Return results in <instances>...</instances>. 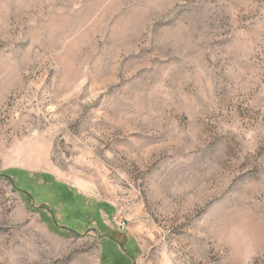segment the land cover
Listing matches in <instances>:
<instances>
[{"label": "rangeland", "instance_id": "obj_1", "mask_svg": "<svg viewBox=\"0 0 264 264\" xmlns=\"http://www.w3.org/2000/svg\"><path fill=\"white\" fill-rule=\"evenodd\" d=\"M50 177L116 241L46 223ZM103 251L264 264V0H0V264Z\"/></svg>", "mask_w": 264, "mask_h": 264}, {"label": "trees", "instance_id": "obj_2", "mask_svg": "<svg viewBox=\"0 0 264 264\" xmlns=\"http://www.w3.org/2000/svg\"><path fill=\"white\" fill-rule=\"evenodd\" d=\"M3 175L8 176V177L10 176L8 173H3ZM50 179H51L52 183H51L49 189L47 188V191H48L47 193H51L52 198L56 197L54 199L63 203V205H64V208H63L64 215L63 216L67 215L66 216L67 218H69L71 221H73V220L74 221L72 222V225H68L66 222L56 221L57 217L55 216L54 206H56L57 203H56V200H51V203L54 206L51 205V203H50V206H48V215L44 214V217H42L46 223H50V221H52V223L56 227L63 226L62 225V223H63V224H65L64 227L71 229L75 232H80L84 228H86V225H88L91 222V220H95L96 222L99 223V225L103 229L104 234L111 237L112 241H116V239L114 238L115 235L110 234V232H112V229H110L109 227H107L103 223V220H102L100 212H99L100 208H105L107 210V208H108L107 204L97 203L95 209L87 207L86 203H85V200H86L85 197H83L80 194H77L75 191L70 189L66 183H63L60 181H55L53 179V177H50ZM18 188L21 191L25 192L28 196H30L32 206H35L34 202H36V200L34 199V195L32 193H30V189L23 188V187H18ZM42 188H44V187H42ZM42 199H45V198L40 197V200H42ZM36 203H38V202H36ZM46 205H47V202H43L40 205V207L42 208ZM121 247L125 248L128 252H132L128 249L126 244H124ZM133 252L130 253L131 256H133V254H134ZM123 253H125V251ZM118 256H119V254L116 255L113 253L112 255H108L103 251L102 252V264H117V263H113L112 260L115 258L114 260H116V262H118Z\"/></svg>", "mask_w": 264, "mask_h": 264}, {"label": "built area", "instance_id": "obj_3", "mask_svg": "<svg viewBox=\"0 0 264 264\" xmlns=\"http://www.w3.org/2000/svg\"><path fill=\"white\" fill-rule=\"evenodd\" d=\"M115 222L118 228H125L123 221H121L120 219L115 218Z\"/></svg>", "mask_w": 264, "mask_h": 264}]
</instances>
